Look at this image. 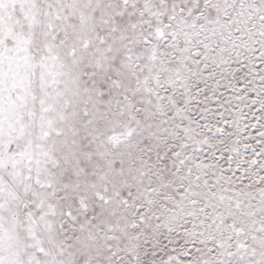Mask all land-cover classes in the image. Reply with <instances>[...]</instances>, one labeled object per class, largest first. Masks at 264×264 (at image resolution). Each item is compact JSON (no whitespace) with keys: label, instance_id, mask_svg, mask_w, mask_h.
Segmentation results:
<instances>
[{"label":"snow or ice","instance_id":"obj_1","mask_svg":"<svg viewBox=\"0 0 264 264\" xmlns=\"http://www.w3.org/2000/svg\"><path fill=\"white\" fill-rule=\"evenodd\" d=\"M0 264H264V0H0Z\"/></svg>","mask_w":264,"mask_h":264}]
</instances>
